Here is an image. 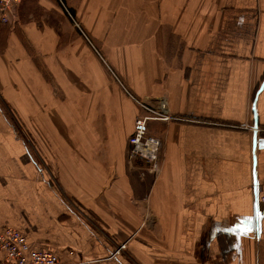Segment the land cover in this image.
<instances>
[{
	"label": "crops",
	"instance_id": "1",
	"mask_svg": "<svg viewBox=\"0 0 264 264\" xmlns=\"http://www.w3.org/2000/svg\"><path fill=\"white\" fill-rule=\"evenodd\" d=\"M132 98L172 118L148 123L158 174L128 161ZM262 197L264 0L13 4L0 231L61 264H264Z\"/></svg>",
	"mask_w": 264,
	"mask_h": 264
},
{
	"label": "built area",
	"instance_id": "2",
	"mask_svg": "<svg viewBox=\"0 0 264 264\" xmlns=\"http://www.w3.org/2000/svg\"><path fill=\"white\" fill-rule=\"evenodd\" d=\"M17 0H0V23H7L13 12V4ZM142 109L143 114H138L134 119V127L128 137V161L142 160L145 168L140 176L146 174H158L159 149L161 139L147 130V124L153 120L167 121L171 119L169 114L155 110L145 103L132 98ZM264 201V197L261 198ZM125 244H120L118 249H124ZM0 251L2 258L0 264H61L58 254L45 247H32L25 236L19 230L12 227L3 228L0 231Z\"/></svg>",
	"mask_w": 264,
	"mask_h": 264
},
{
	"label": "rangeland",
	"instance_id": "3",
	"mask_svg": "<svg viewBox=\"0 0 264 264\" xmlns=\"http://www.w3.org/2000/svg\"><path fill=\"white\" fill-rule=\"evenodd\" d=\"M135 119V118H134ZM172 119V118H171ZM134 124V122H133ZM225 126H222L226 129H240L239 125H229V124H224ZM246 126H244L242 129H245ZM248 129V127H246ZM147 129H148V124H147Z\"/></svg>",
	"mask_w": 264,
	"mask_h": 264
},
{
	"label": "bare ground",
	"instance_id": "4",
	"mask_svg": "<svg viewBox=\"0 0 264 264\" xmlns=\"http://www.w3.org/2000/svg\"><path fill=\"white\" fill-rule=\"evenodd\" d=\"M134 127V126H133Z\"/></svg>",
	"mask_w": 264,
	"mask_h": 264
}]
</instances>
